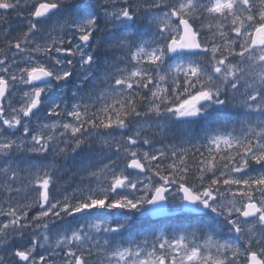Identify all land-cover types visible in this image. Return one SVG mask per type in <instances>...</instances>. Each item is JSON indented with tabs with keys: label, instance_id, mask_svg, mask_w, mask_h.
Listing matches in <instances>:
<instances>
[{
	"label": "snow or ice",
	"instance_id": "1",
	"mask_svg": "<svg viewBox=\"0 0 264 264\" xmlns=\"http://www.w3.org/2000/svg\"><path fill=\"white\" fill-rule=\"evenodd\" d=\"M0 264H264V0H0Z\"/></svg>",
	"mask_w": 264,
	"mask_h": 264
},
{
	"label": "rangeland",
	"instance_id": "2",
	"mask_svg": "<svg viewBox=\"0 0 264 264\" xmlns=\"http://www.w3.org/2000/svg\"><path fill=\"white\" fill-rule=\"evenodd\" d=\"M13 21H16L15 19L13 20ZM77 84L79 83V82H76ZM75 85H71V84H69V85H67V88L69 89V91H68V96L69 97H71V92L73 91V90H75ZM229 110H235V109H229ZM236 111V110H235ZM215 116V119H216V115H214ZM221 116L223 117V114H221ZM184 129H187L188 130V128H184ZM181 130V129H180ZM176 131V130H175ZM178 132V131H177ZM190 133V132H189ZM168 138L170 139V140H168V139H166L164 142L165 143H168V142H172V143H179L180 141H179V139L178 138H176V137H174L171 133L168 135ZM157 147H159V145H157ZM51 157H49V161H51ZM61 161H57V163H60ZM71 165H72V161H69L68 162V167H71ZM65 174L67 173V172H64ZM143 175H141L140 176V179H144V177H142ZM73 182H70L69 180H68V182L67 183H64L63 185H64V188L65 187H67L68 188V191H71V189L73 188V187H75L77 184H79V178L75 181V180H72ZM63 185H61V182L60 181H58V188H60L61 186H63ZM93 186H95V185H93ZM138 187H139V185H138ZM60 190H61V188H60ZM175 203V202H174ZM175 205H176V203H175ZM32 214H34V212L32 213ZM111 217H104V219H110Z\"/></svg>",
	"mask_w": 264,
	"mask_h": 264
},
{
	"label": "flooded vegetation",
	"instance_id": "3",
	"mask_svg": "<svg viewBox=\"0 0 264 264\" xmlns=\"http://www.w3.org/2000/svg\"><path fill=\"white\" fill-rule=\"evenodd\" d=\"M168 208H169V210H179L178 207H177V205L174 207V202H171V201L169 202ZM179 213L186 214L185 217H191L193 215L191 213L182 212V211H180ZM185 217H183V218H185ZM176 222H177V220L175 218L170 217V220L168 219L166 221H162L160 223V226H164V225H168V224H175ZM185 222H187V220H185ZM191 222H193V220Z\"/></svg>",
	"mask_w": 264,
	"mask_h": 264
},
{
	"label": "trees",
	"instance_id": "4",
	"mask_svg": "<svg viewBox=\"0 0 264 264\" xmlns=\"http://www.w3.org/2000/svg\"><path fill=\"white\" fill-rule=\"evenodd\" d=\"M13 20H14V19H13ZM17 23H18V21H17V20H16V21H13V24H14V25H15V24H17ZM101 27L103 28L104 26H103V25H101ZM105 38H106V36H104V37H103V39H105ZM103 39H102V40H103ZM102 40H101V41H102ZM103 47H106V45L102 46V50H103ZM232 111H233V110H232ZM233 112H234V111H233ZM213 116H214V114H213V115H210V116H208L209 118H207V119H210V120H212ZM210 120H209V121H210ZM190 129H191V130H195V129H194V124H192V125H191V128H190ZM167 139H168V140H170L168 137H167Z\"/></svg>",
	"mask_w": 264,
	"mask_h": 264
}]
</instances>
